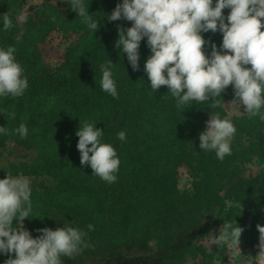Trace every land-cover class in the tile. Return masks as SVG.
<instances>
[{"label":"trees","instance_id":"1","mask_svg":"<svg viewBox=\"0 0 264 264\" xmlns=\"http://www.w3.org/2000/svg\"><path fill=\"white\" fill-rule=\"evenodd\" d=\"M122 2L84 0L98 22L93 33L65 1L34 4L21 23L17 17L24 13V0H0V48L16 49L15 59L28 80L22 96L0 97V127L9 133L0 134V148L12 143L32 153L16 155L2 166L0 179L19 173L35 178L32 211L23 221L33 238L42 234L40 229L64 226L87 233L84 239L91 247L71 259L62 256V264H88L82 255L100 257L96 264L227 261L228 246L209 247L204 240L212 233L218 236L225 222L241 227L242 238L258 232L264 216V121L228 111L233 108L232 85L215 98L217 107L210 99L177 108L167 86L154 92L144 71L152 54L147 38L140 42L138 71L116 47L119 29L132 26L123 18L108 19ZM229 12L223 10L225 18ZM5 13L14 25L10 30L3 28ZM54 31L70 39L63 50L52 43ZM201 35L210 56L211 46L217 48L223 34ZM110 60L118 98L100 85V66ZM217 114L236 128L232 154L223 161L199 147L200 133ZM85 121L103 130L101 143L117 152L120 165L113 184L80 163L76 132ZM21 123L28 129L25 139L14 131ZM120 131L126 133L124 141L118 139ZM255 158L263 168L244 175L243 166ZM184 172L194 177L188 188L182 184ZM13 227H18L15 220ZM9 256L15 258L0 253V264Z\"/></svg>","mask_w":264,"mask_h":264},{"label":"clouds","instance_id":"2","mask_svg":"<svg viewBox=\"0 0 264 264\" xmlns=\"http://www.w3.org/2000/svg\"><path fill=\"white\" fill-rule=\"evenodd\" d=\"M71 10L95 33L98 22L85 6L84 0H65ZM224 9H230L225 18ZM125 19L132 22L126 30L119 29L116 47L127 54L134 71L139 70V46L147 38L151 55L144 64V71L156 92L167 86L175 98L176 107L182 108L195 101L203 103L212 99V107L219 106L221 93L233 86L234 99L230 105L244 107L248 117L264 121V0H123L108 17L110 21ZM18 21H27L20 13ZM52 21L55 22L53 16ZM227 19V23L225 22ZM4 30L14 25L7 13L2 15ZM220 31L223 34L221 50L213 44L210 56L204 52L208 43L201 32ZM16 49L0 48V97L22 96L28 88L21 65L16 61ZM250 66V67H249ZM113 63L100 66L103 92L118 98L111 68ZM14 118V115H13ZM21 139L27 138L28 129L23 123L14 130ZM236 128L229 118L211 116L206 130L199 135V147L214 151L223 161L231 155V142ZM0 134L8 135L6 127ZM77 148L81 165H90L93 174L108 184L117 181L120 160L115 148L101 143L103 130L85 121L79 127ZM118 139L124 141L126 133L120 131ZM91 153V155H90ZM30 182L27 178L7 175L0 179V253L14 254L5 264H62L61 257L74 258L83 248L91 247L85 242L86 232L71 226L52 230L43 228L39 237L33 238L24 230L23 221L32 211ZM18 227H13V221ZM89 230H94L89 224ZM259 253L250 264H264V226L257 225ZM243 229L225 222L218 236L209 235V244L237 247Z\"/></svg>","mask_w":264,"mask_h":264},{"label":"rangeland","instance_id":"3","mask_svg":"<svg viewBox=\"0 0 264 264\" xmlns=\"http://www.w3.org/2000/svg\"><path fill=\"white\" fill-rule=\"evenodd\" d=\"M46 1H50L53 3H63L65 0H24V8L23 11L24 13L28 12L31 9V6H33L34 4H39V3H43ZM216 1V0H213ZM262 30H264V28H262ZM51 40L52 43L55 45V47H58L60 50H63L70 42V39H68L65 35H63L61 32L59 31H54L51 34ZM222 44V43H221ZM221 44H219L217 46V50H221L220 46ZM221 52L223 53V51L221 50ZM50 62H54L55 59L53 57L50 56ZM228 111L231 114H244V107L241 105L240 109L233 107V108H229ZM233 142V140H232ZM231 142V143H232ZM2 153V154H1ZM29 154L31 155L32 153L23 149L22 147L16 146L12 143H10L5 149L0 148V171L2 166L8 164V162L10 160H16V155H20V154ZM261 168H263V163H259L258 161H256V158L251 161V162H247L244 166H243V171H241L244 175H249V174H254L256 172H258L259 170H261ZM13 178L16 177H24L27 178L30 182V189L32 190L34 183L36 182L35 178L31 175H26L23 173H19V174H13L10 175ZM194 179V177L192 175H189V173H183L182 174V184L185 188H188L189 186L192 185V180ZM50 182V180H49ZM259 225L264 226V216L261 217L260 221H259ZM24 230H27L30 232L31 236L33 237V233L28 230L27 228L24 227ZM216 233H212L211 236L215 237ZM204 243L207 246H211L209 244V237H207L204 240ZM259 232L255 233V234H250L248 237L245 238H240V245L239 248L237 247H229V251L228 254L230 256V258L227 261H223L220 259H216L215 261H213L212 264H250V260L251 257L253 258V260L255 259V257L258 255L259 253ZM83 257V261L88 263V264H96L98 263L101 259L100 257H92V256H87V255H82ZM197 262H199V260H195L194 262L191 261L190 264H196Z\"/></svg>","mask_w":264,"mask_h":264}]
</instances>
